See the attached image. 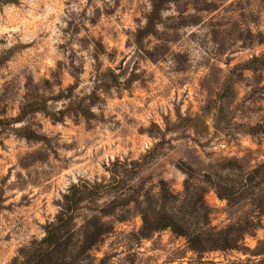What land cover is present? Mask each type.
<instances>
[{
  "label": "rangeland",
  "instance_id": "374dc122",
  "mask_svg": "<svg viewBox=\"0 0 264 264\" xmlns=\"http://www.w3.org/2000/svg\"><path fill=\"white\" fill-rule=\"evenodd\" d=\"M174 1L0 0V264L44 237L71 185L106 183L109 170L136 200L118 213L124 222L112 220L97 260L262 259L251 255L264 249V218L239 251L200 256L170 230L137 237L145 192L157 211L185 215L186 173L207 188L211 227L237 222L251 213L248 201L229 206L205 176L235 181L227 164L264 161V69H236L264 54V43L245 42L247 30L264 41V0Z\"/></svg>",
  "mask_w": 264,
  "mask_h": 264
},
{
  "label": "trees",
  "instance_id": "16d2710c",
  "mask_svg": "<svg viewBox=\"0 0 264 264\" xmlns=\"http://www.w3.org/2000/svg\"><path fill=\"white\" fill-rule=\"evenodd\" d=\"M154 9L157 11L158 6ZM245 38V42L248 41L246 44L251 46L264 43L261 33H252L250 30L246 31ZM236 69L240 72L264 69V54L253 56ZM74 113L84 117L87 109L78 107ZM115 164L120 168L126 166L119 161ZM224 169L235 171L238 174L237 180L215 181L212 176H205L204 184L213 189L220 200L227 201L229 206L247 200L251 213L245 214L242 219L223 229L211 227L208 222L209 210L204 201L207 188L194 184L191 174L186 173L183 190L186 198L185 215L178 217L172 211H157L149 192H145L144 200L137 203L141 220L137 231L138 239H148L157 232L170 230L174 235L183 237L189 250L200 256L211 252L239 251L243 248L245 237L258 228L264 218V161L249 169L232 161V164H227ZM108 172L110 179L106 183L79 181L71 185L62 195L58 204L59 211L53 221L44 227V237L20 249L11 264H107L106 257L97 260L92 251L112 233V220L119 223L126 220L118 213H124L130 203L136 200L135 194L126 196L122 193L119 172ZM164 192L163 197L166 199L168 191ZM108 194H113L111 200L105 203L103 208L97 207L101 196ZM170 198L176 200L171 194ZM83 210L87 212L86 215L80 213ZM79 218H82V223L78 226L76 221ZM260 245L264 246V241ZM251 256L263 260L256 263L248 260L246 264H261L264 262V249L261 247L255 250Z\"/></svg>",
  "mask_w": 264,
  "mask_h": 264
},
{
  "label": "built area",
  "instance_id": "2783aa9c",
  "mask_svg": "<svg viewBox=\"0 0 264 264\" xmlns=\"http://www.w3.org/2000/svg\"><path fill=\"white\" fill-rule=\"evenodd\" d=\"M221 147H222V148H225V144H222Z\"/></svg>",
  "mask_w": 264,
  "mask_h": 264
}]
</instances>
